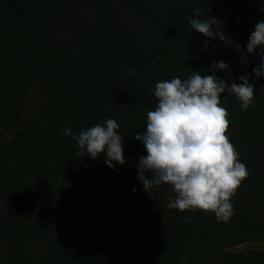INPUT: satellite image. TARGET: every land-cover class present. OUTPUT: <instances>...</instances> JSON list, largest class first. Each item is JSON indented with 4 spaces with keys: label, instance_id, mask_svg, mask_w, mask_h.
<instances>
[{
    "label": "trees",
    "instance_id": "obj_1",
    "mask_svg": "<svg viewBox=\"0 0 264 264\" xmlns=\"http://www.w3.org/2000/svg\"><path fill=\"white\" fill-rule=\"evenodd\" d=\"M261 7L264 0H0V264H264V249L228 251L264 242V77H255L259 57L246 48ZM189 17H214L223 41L191 32ZM220 60L230 65L220 79L240 83L248 73L254 84L247 110L234 96L221 100L225 135L248 172L227 220L169 209L171 186L149 196L136 168L146 151L135 134L158 103L150 89L193 71L210 75ZM108 118L124 137L126 163L114 169L78 156L63 133Z\"/></svg>",
    "mask_w": 264,
    "mask_h": 264
},
{
    "label": "clouds",
    "instance_id": "obj_2",
    "mask_svg": "<svg viewBox=\"0 0 264 264\" xmlns=\"http://www.w3.org/2000/svg\"><path fill=\"white\" fill-rule=\"evenodd\" d=\"M195 14L198 17L202 12L197 9ZM216 21L214 17L207 20L189 17V30L223 41L224 32L213 28ZM208 44L206 39L205 50ZM246 48L247 53L259 57L253 68L255 77H264V19L255 24ZM209 71L210 75L193 71L183 80L180 77L160 80L150 89L158 103L147 113L146 130L135 134V140L146 151V155L138 158L136 168L138 180L149 196L154 187L171 186L175 196L169 198V209L210 211L217 219L227 220L233 209L230 199L248 172L225 135L228 112L221 100L234 96L241 102V108L247 110L253 105L254 84L249 83L248 73L239 77L240 83L220 79L217 71H230V65L223 60L213 62ZM118 129L117 121L108 118L78 134L70 128L63 133L75 141L78 156L93 160L103 157V162L114 169L126 163L124 137Z\"/></svg>",
    "mask_w": 264,
    "mask_h": 264
},
{
    "label": "rangeland",
    "instance_id": "obj_3",
    "mask_svg": "<svg viewBox=\"0 0 264 264\" xmlns=\"http://www.w3.org/2000/svg\"><path fill=\"white\" fill-rule=\"evenodd\" d=\"M9 137H10V133L6 132L5 133V139H8ZM260 249H264V242L245 243V244H242V245L237 246L235 248H232L228 251L238 252V251L260 250ZM219 259H220V256H219Z\"/></svg>",
    "mask_w": 264,
    "mask_h": 264
}]
</instances>
